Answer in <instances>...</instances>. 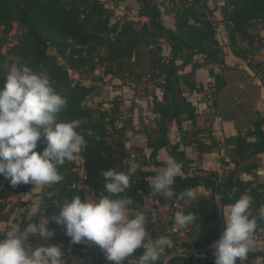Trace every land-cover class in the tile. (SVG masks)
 I'll list each match as a JSON object with an SVG mask.
<instances>
[{
	"label": "trees",
	"instance_id": "obj_1",
	"mask_svg": "<svg viewBox=\"0 0 264 264\" xmlns=\"http://www.w3.org/2000/svg\"><path fill=\"white\" fill-rule=\"evenodd\" d=\"M136 1L139 19L113 20L112 10L106 6L105 0H0V88H3L10 70L6 65L12 60H15V65L27 63L34 71L47 70L54 89L67 101L66 107L58 113V120L81 121L77 131L87 140L86 148L80 153L87 174L84 182L86 189L93 191L94 198L103 194V171L110 168L125 170L129 166V157L137 152L133 160L140 165V170L132 178L125 196L138 207L143 205V195L167 201L162 194L155 198L152 196L148 177L161 172L169 156L180 162L182 171L175 178V191H192L202 186L208 194L188 201L185 211L196 212L197 223L183 228L185 233L178 237L169 236L171 244L161 254L157 264H214L213 245L221 232L219 207L223 219L224 207L247 193L252 198L251 214L257 219L255 233L264 228V217L260 215L264 210V181L253 183L243 181L239 176L256 169L255 158L264 152V115L254 121L252 128L227 137L223 143L213 137H210L209 143L189 138L182 126L185 122L196 125V97L205 90L211 96L210 103L205 100L206 107L215 108L217 93L225 85L224 78L211 69L209 75L214 78L211 85L208 83L204 87L197 81V72L201 68L224 65V52L218 39V23L213 17V10L203 0H169L170 7L164 10L157 0ZM223 1L219 7L220 21L226 29L232 50L247 61L248 66L258 67L261 73L262 64L253 56L264 47V0ZM163 13L172 15L173 29L163 24ZM142 16L147 20L142 21ZM13 28L17 32L16 40L9 43V33ZM257 28L263 32L260 34ZM237 39L246 43L244 49H233ZM97 68L102 69L100 80L104 83L114 78L119 85H124L130 78L131 82L124 86L138 82L152 84L153 92L145 110L147 114H142L141 106L133 101L129 115L122 119L121 102L117 95L94 106L88 105L90 96H99V86L83 82L81 75ZM157 88L162 91L159 95L155 93ZM135 110L137 113L140 111L137 120L133 119ZM168 117V124H175L184 145L197 148L200 153L211 152L216 147L227 148V159H222L220 170L200 173L192 168L193 159L185 154L180 143H171L166 136L163 144L162 127ZM145 118L157 123L158 127L151 132L145 128L141 131L136 129L135 124L143 123ZM168 131L167 126L166 134ZM135 132L145 134L144 148L130 147L129 137ZM45 146L46 142L41 137L36 151H42ZM160 146L165 149L164 160L158 158L157 148ZM151 160L155 163L152 164ZM73 168L74 162L66 161L59 169L63 179L57 184L41 186L37 193H33V185L30 184L11 185L12 193L18 195L16 208L21 210L15 220L16 225L23 229L32 219V222H37L41 215L39 212L43 210V215L52 217L56 214L55 207L77 192L84 200L85 189L73 187L78 180ZM184 168L195 174L186 173ZM8 196L6 190L0 188V239L11 229L7 225ZM34 197L38 199L39 212L27 218L28 204ZM48 227L54 231L53 242L66 244L71 241L62 226L50 222ZM156 237L153 236V239ZM41 239L37 235L30 242L46 246ZM179 250L185 253L174 255ZM199 250L196 254L192 253ZM142 252L143 249H137L129 258L134 260ZM94 255L97 258L94 263L92 261L93 264H109L104 252L86 241L73 243L66 260L68 264H74L77 258L90 256L93 259ZM256 256H264V253L251 250L248 259L241 263L255 264Z\"/></svg>",
	"mask_w": 264,
	"mask_h": 264
},
{
	"label": "clouds",
	"instance_id": "obj_2",
	"mask_svg": "<svg viewBox=\"0 0 264 264\" xmlns=\"http://www.w3.org/2000/svg\"><path fill=\"white\" fill-rule=\"evenodd\" d=\"M66 104V98L54 89L46 69L34 71L27 63L10 68L0 88V176L11 185L57 184L63 179L60 167L84 151L87 140L77 131L81 121L65 122L57 118ZM41 137L46 146L37 152ZM138 170L140 165L136 162L125 170H104L103 194L98 198L89 196L82 200L77 192L56 206L52 217L43 215L44 210L37 211L35 215L41 214L37 222L32 219L23 229L13 226L0 239V264H66L59 246L30 242L37 235L51 239L54 231L48 227L50 222L62 226L72 243L86 241L98 246L109 264H122L137 249L143 252L130 264H157L171 240L165 234L151 238L146 230L148 216L125 196ZM181 171L182 164L169 156L163 170L148 178L152 196L194 199L190 189L175 191V178ZM251 205L252 198L245 193L228 206L222 234L213 245L214 264H238L248 259L257 229ZM260 215L264 217V210ZM197 220L193 211L182 209L174 215L176 225L182 229ZM255 264H264V256H256Z\"/></svg>",
	"mask_w": 264,
	"mask_h": 264
},
{
	"label": "crops",
	"instance_id": "obj_3",
	"mask_svg": "<svg viewBox=\"0 0 264 264\" xmlns=\"http://www.w3.org/2000/svg\"><path fill=\"white\" fill-rule=\"evenodd\" d=\"M211 1L212 0L206 1V4L210 9L213 10L214 19L218 23V29L223 30L221 37L218 35V39L224 52V65L213 64L201 68L197 72V81L203 83L204 87L208 86V83H210L211 85L214 79L212 76L209 75V70L211 69L224 78L225 85L218 91L216 96L217 105L215 108L212 109L206 107L205 100L207 99V97H205V95L207 93L202 90L199 93V96H197L194 100L198 114L196 125L192 126L188 122H185L182 128L191 139H198L204 141L205 143H209L210 137H213L214 139L223 143L227 137L235 136L238 133H243L247 129L252 128L254 121L264 115V77L263 73L260 74L258 67H256L255 65L254 68L248 66L247 61L238 57L234 53V51L232 50V46H230L229 44L226 29L220 21L222 19V15L219 10V7L223 4L224 1L220 0L217 3V7H215V5H212ZM132 8L135 10H130V7H128L126 3H123L122 6L114 8L115 16H120L121 18L132 20L139 19L137 14L138 3L136 4V6L133 5ZM133 12H135V14H133ZM120 17H116L115 19H119ZM140 19L142 21L147 20V18L144 16H142ZM161 19L163 24L167 28H174L172 15L164 14V16H161ZM245 46V42H241L238 40L233 49L239 51V49H244ZM262 49H264V47H262ZM262 49L253 57L262 64L261 66H264V55L262 54ZM147 83H142V93H146V96H142L140 99H135V103L138 106H141L142 114L144 115L147 114V111L145 110L147 109V104L149 103L153 92L152 84ZM111 84L114 87L119 86L118 82L114 78L111 79ZM133 87H135V85H133ZM120 90L121 93L115 91V94H122V92L124 94H127L128 92H135L134 88L126 86H123V88ZM109 91L111 92V90ZM155 93L159 95L162 93V91L157 88L155 89ZM207 103H210V100H207ZM138 114L139 113H137V111L135 110V113L133 114L134 120H137ZM147 119L148 118H146V120ZM167 126L169 127V131L166 136L169 138L171 143H180L181 147H184L185 154L191 159H193L192 168L197 169L199 172L220 170V168L222 167V159H227L226 147H216L211 152L200 153L198 152L197 148H193L189 145H184L183 142H181L182 136H180L174 123H170ZM191 133L193 135L190 136ZM144 140L145 138H142L140 140V145H138L141 148H144L146 146ZM157 150H159L158 158L164 160L166 158L165 149L160 147ZM255 161L257 164L256 169L252 170L249 173H240V179H242L243 181H251L253 183L264 181V152L258 154L255 158ZM151 163L154 164L155 162L153 163V161L151 160ZM192 192L194 194V197L208 194V191L202 186L194 188ZM17 196L18 195H16V197ZM35 199H32L31 204H28L30 215H26L27 218L38 211V205L36 203L37 199ZM149 199L150 197L145 198V204L149 202ZM184 200L186 202L189 201L188 199ZM15 211H17L16 207L13 208V210L10 212L11 214H9L7 225L10 228H12L11 224H15L16 219L12 217L14 216L12 214ZM223 211L224 217H226L228 212V206H225ZM14 226H16V224ZM253 241L254 244L252 250H260L264 253V228L260 229L257 233L254 234ZM211 246L212 245H210V247ZM240 264L242 263L240 262Z\"/></svg>",
	"mask_w": 264,
	"mask_h": 264
},
{
	"label": "rangeland",
	"instance_id": "obj_4",
	"mask_svg": "<svg viewBox=\"0 0 264 264\" xmlns=\"http://www.w3.org/2000/svg\"><path fill=\"white\" fill-rule=\"evenodd\" d=\"M203 1H208V0H203ZM220 0H212L211 3L212 5H215V7L218 6V2ZM106 2V6L109 7L111 10H112V19H115L116 17H120V16H115V10L114 8L118 7V6H122L123 3H126L128 7H130V10L133 9V5L136 6L137 4V1L136 0H105ZM157 3L161 6V9L164 10V9H167V7H170V2L169 0H157ZM135 10V9H133ZM133 14H135V12H133ZM162 16H164V13L162 14ZM213 17H214V14H213ZM121 18V17H120ZM222 29H218L217 28V32H218V35L221 37L222 35ZM257 31L261 34L263 32L262 29L260 28H257ZM16 36H17V32H16V29L13 28L12 31L9 33V43H14L15 40H16ZM3 50H5V47L3 48ZM263 50V53L261 51V53L264 55V49ZM260 54V53H259ZM7 68H11L12 66H15V60H12L11 63L7 64L6 65ZM262 72H263V77H264V66H262ZM261 72V73H262ZM72 74H75L74 71H71ZM260 73V74H261ZM102 75V69L101 68H97L95 71H90V72H84L81 77H82V81L85 82V83H97L98 86H99V96H90L87 100V104L88 105H96L97 102L99 101H102V100H108L113 98L115 95H117L119 97V101L121 102V111H122V119H124L125 117H127L132 109V104L134 105V102H135V99H140L142 96H146V93H142L143 92V84L142 82H138V84L136 83H133V84H128L129 87H133V85H135L134 87V90L135 92L132 93V92H128L127 94H124L122 92V94H115V91H118L119 93H121V90L123 88L124 85H127V83L131 82V79H126V82L124 83V85H119V86H115L117 88H115L112 84H111V81L110 80H106L107 83H104L103 81L101 82L100 80V77ZM102 83V84H101ZM109 88V89H108ZM111 90V92L109 91ZM205 91V90H204ZM117 92V93H118ZM207 93V92H205ZM208 94L210 93H207L205 95V97H207L208 100H211L209 97H208ZM111 97V98H110ZM134 101V102H133ZM136 105V104H135ZM134 108V107H133ZM140 112V111H139ZM138 112V113H139ZM135 127L136 129H139L141 131L142 128H145L146 130H149L150 132L151 131H154L157 127H158V124L157 123H154L152 120H143V123H139V124H135ZM144 133L143 132H135L133 133L130 137H129V144H130V147L133 148V147H140L138 145H140L141 143V139L144 138ZM133 156H130L129 159H128V163H132V162H135L133 160V157L134 155H138L137 152L135 153H132ZM40 187L41 186H37V185H33L32 187V191L33 193H37L39 192L40 190ZM0 188H4L7 192V194L9 195L8 196V205H9V208L7 207L8 211H9V214H11L10 212L13 210V208L16 207L17 205V197H16V194L15 193H12V189H11V185L9 184V181L7 179H4L2 177L1 181H0ZM92 197L91 193H89L88 191L86 192V197ZM37 199V197H34L32 199ZM35 199V200H36ZM38 201V199H37ZM37 203V202H36ZM17 211H15L12 215L14 219H17L19 218V211L18 209L16 208ZM27 216L30 215L29 213V208L27 210ZM11 216V215H10ZM16 224V223H15ZM15 224H11V226L13 227ZM146 230H148V226L146 225ZM41 241L43 243H45L46 246L48 245H58L57 242H53L52 241V238L51 239H41ZM86 258V259H85ZM85 258L83 259H75L74 261V264H91L92 261L94 259H96V255H94L93 259L90 260V256H85ZM82 261V262H81ZM94 263V261H93ZM92 263V264H93Z\"/></svg>",
	"mask_w": 264,
	"mask_h": 264
},
{
	"label": "built area",
	"instance_id": "obj_5",
	"mask_svg": "<svg viewBox=\"0 0 264 264\" xmlns=\"http://www.w3.org/2000/svg\"><path fill=\"white\" fill-rule=\"evenodd\" d=\"M208 97H211L210 94H208ZM72 161L74 162L73 170L78 176V180L73 184V187H76L79 190L85 189V191L91 193L92 198H94L93 191L86 189V184L84 182L87 177L84 158L80 154H78ZM138 194L143 195L141 191H138ZM143 198L145 200V198L147 197L143 195ZM144 200L143 205L139 207L138 210L143 211L149 218L147 231L151 238H153V236L162 234L178 237L181 234L185 233V230L179 228L176 225L174 221V215L177 211H180L182 209L185 210L188 202H186L185 200L161 201L158 199H152L150 197L149 202L145 204ZM57 246L61 248L66 260L67 255H69L72 251L73 243L71 241L66 244L58 243ZM130 261H132V259L128 257L122 262V264H130ZM66 264H68L67 260Z\"/></svg>",
	"mask_w": 264,
	"mask_h": 264
},
{
	"label": "water",
	"instance_id": "obj_6",
	"mask_svg": "<svg viewBox=\"0 0 264 264\" xmlns=\"http://www.w3.org/2000/svg\"><path fill=\"white\" fill-rule=\"evenodd\" d=\"M174 72H175V71H174ZM174 72H173V73H174ZM168 122H169V117L164 121V124H163V127H162V131H163V144H164L165 141H166V128H167ZM160 147H161V146H160ZM160 147H158L157 149H159ZM151 158H152V155H151ZM153 163H154V161H153ZM183 170H184L186 173H189V174H195L194 172H192V171H190V170H188V169H186V168H184ZM213 176H214V175H213ZM214 178L217 180L216 176H214ZM218 195H219V184H218V182H217V186H216V196L218 197ZM218 211H219V217H220V222H221V232H220V236H221L222 231H223V219H222V213H221V209H220V207L218 208ZM220 236L216 238L215 242L220 238ZM200 251H201V250H199V251H192V253L196 254V253H198V252H200ZM184 253H185L184 250H180V251H178L177 253H175L174 255H182V254H184ZM171 256H173V255H171ZM168 258H169V257H167V258L165 259V261H166Z\"/></svg>",
	"mask_w": 264,
	"mask_h": 264
}]
</instances>
